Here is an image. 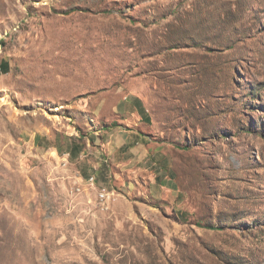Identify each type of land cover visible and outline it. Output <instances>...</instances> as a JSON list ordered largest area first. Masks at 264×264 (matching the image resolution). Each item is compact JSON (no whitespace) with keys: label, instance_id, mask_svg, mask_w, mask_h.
I'll return each mask as SVG.
<instances>
[{"label":"rangeland","instance_id":"rangeland-1","mask_svg":"<svg viewBox=\"0 0 264 264\" xmlns=\"http://www.w3.org/2000/svg\"><path fill=\"white\" fill-rule=\"evenodd\" d=\"M0 264H264V0H0Z\"/></svg>","mask_w":264,"mask_h":264},{"label":"crops","instance_id":"crops-1","mask_svg":"<svg viewBox=\"0 0 264 264\" xmlns=\"http://www.w3.org/2000/svg\"><path fill=\"white\" fill-rule=\"evenodd\" d=\"M68 147H69V145H68ZM70 150H71V147H70ZM70 155V151L68 150V156ZM93 164H94V162H93ZM95 165V164H94ZM92 176V175H91Z\"/></svg>","mask_w":264,"mask_h":264},{"label":"trees","instance_id":"trees-1","mask_svg":"<svg viewBox=\"0 0 264 264\" xmlns=\"http://www.w3.org/2000/svg\"><path fill=\"white\" fill-rule=\"evenodd\" d=\"M215 226H210V228H214Z\"/></svg>","mask_w":264,"mask_h":264},{"label":"built area","instance_id":"built-area-1","mask_svg":"<svg viewBox=\"0 0 264 264\" xmlns=\"http://www.w3.org/2000/svg\"><path fill=\"white\" fill-rule=\"evenodd\" d=\"M93 182H95V180H93Z\"/></svg>","mask_w":264,"mask_h":264}]
</instances>
